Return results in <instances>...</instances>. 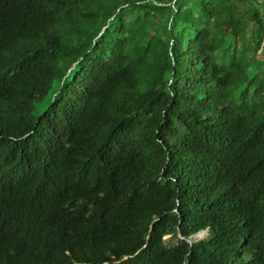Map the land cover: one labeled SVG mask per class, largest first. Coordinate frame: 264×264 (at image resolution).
Here are the masks:
<instances>
[{
  "label": "trees",
  "instance_id": "16d2710c",
  "mask_svg": "<svg viewBox=\"0 0 264 264\" xmlns=\"http://www.w3.org/2000/svg\"><path fill=\"white\" fill-rule=\"evenodd\" d=\"M260 1L0 0V264H264Z\"/></svg>",
  "mask_w": 264,
  "mask_h": 264
},
{
  "label": "rangeland",
  "instance_id": "374dc122",
  "mask_svg": "<svg viewBox=\"0 0 264 264\" xmlns=\"http://www.w3.org/2000/svg\"><path fill=\"white\" fill-rule=\"evenodd\" d=\"M205 236V234L204 233H200L199 235H198V237H204ZM179 237V236H178ZM178 237H177V239H178ZM180 238V237H179ZM166 239V241H167V243H172V242H176V240H174V239H172V240H170V238L169 237H166L165 238Z\"/></svg>",
  "mask_w": 264,
  "mask_h": 264
},
{
  "label": "water",
  "instance_id": "95a60500",
  "mask_svg": "<svg viewBox=\"0 0 264 264\" xmlns=\"http://www.w3.org/2000/svg\"><path fill=\"white\" fill-rule=\"evenodd\" d=\"M202 233H204V234H205V236H206V234H207V231H204V232H202ZM205 236H204V237H205ZM179 237L182 239V236H180V235H179ZM204 237H201V238H204Z\"/></svg>",
  "mask_w": 264,
  "mask_h": 264
},
{
  "label": "built area",
  "instance_id": "2783aa9c",
  "mask_svg": "<svg viewBox=\"0 0 264 264\" xmlns=\"http://www.w3.org/2000/svg\"><path fill=\"white\" fill-rule=\"evenodd\" d=\"M260 2H261L262 7H264V0H261Z\"/></svg>",
  "mask_w": 264,
  "mask_h": 264
},
{
  "label": "clouds",
  "instance_id": "9594fccd",
  "mask_svg": "<svg viewBox=\"0 0 264 264\" xmlns=\"http://www.w3.org/2000/svg\"><path fill=\"white\" fill-rule=\"evenodd\" d=\"M199 234H200V233H199ZM199 234H198V235H199Z\"/></svg>",
  "mask_w": 264,
  "mask_h": 264
}]
</instances>
